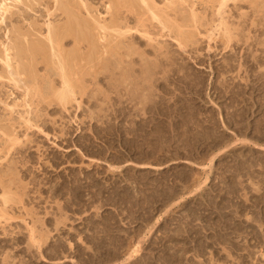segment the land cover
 I'll return each instance as SVG.
<instances>
[{
    "label": "rangeland",
    "instance_id": "1",
    "mask_svg": "<svg viewBox=\"0 0 264 264\" xmlns=\"http://www.w3.org/2000/svg\"><path fill=\"white\" fill-rule=\"evenodd\" d=\"M65 1L0 0V264H264V0H125L124 34L71 0L99 28L62 40L75 96L46 39Z\"/></svg>",
    "mask_w": 264,
    "mask_h": 264
},
{
    "label": "bare ground",
    "instance_id": "2",
    "mask_svg": "<svg viewBox=\"0 0 264 264\" xmlns=\"http://www.w3.org/2000/svg\"><path fill=\"white\" fill-rule=\"evenodd\" d=\"M6 1V0H5ZM20 0H15V2H19ZM58 1V0H57ZM75 1V0H74ZM128 1V0H127ZM238 1V0H237ZM254 1V0H253ZM8 2V1H7ZM38 2H39V0H38ZM129 2V1H128ZM143 2H146V1H144L143 0ZM142 2V3H143ZM225 2H227V0H225ZM40 3V2H39ZM55 3H56V1H55ZM77 3H79V1L77 2ZM82 3H83V1H82ZM113 3H114V7L112 6L111 7V10H112V17L113 18H111V19H113V21H114V28H115V31L116 32H122L123 31V29H122V26H121V24H120V22H117L116 21V19L117 18H120L123 14H124V12H122L123 11V9L124 10H126V12H129V14H132V13H135V11H136V9H134L135 11H132V9H131V5L130 6H128L127 5V2L125 3V0H113ZM85 4V3H84ZM83 4V5H84ZM136 5V4H135ZM57 6V5H56ZM60 6V7H59ZM80 6H82V5H80L79 4V8H77V10H78V12L77 11H74L73 10V3H71V0L69 1V0H67V1H65L64 3H62V4H59L58 5V7H59V11H61L63 14H65L66 16H67V20H68V22L64 25V27H63V29H61V30H57L56 28H54V27H51V26H49V29H48V36H47V41H48V46H49V48H50V51H51V53H52V55H53V57H56V58H58L57 59V61H58V66H59V71L61 72V78H62V82H63V85H64V89L65 90H67L66 91V93L67 92H69L72 96H75V94L77 93H75L72 89H73V84L71 83L73 80L72 79H70L69 78V76L66 74V71L67 70H65V64H64V60L62 59V56L64 57V55H62V54H64V53H62L63 51H62V49H63V47H64V45H63V43H62V40H64L63 38L65 37V36H72L73 37V39H74V41H75V44L79 47V48H81V46H83V45H88L89 46V49H91L90 51H93V49H94V47L93 46H91L90 44H89V40L87 41L86 39H87V37L89 36V34H92L93 33V31H95V30H97V29H99L97 26H94V25H92V24H94V23H92L91 24V26H93V27H95V28H92V27H90V24H89V22H88V24H89V26H87L86 24H84V25H82L81 24V20L82 19H78V16L80 17V14H82L81 12H83V11H81V8L82 7H80ZM57 7V8H58ZM84 7H85V5H84ZM132 7H133V5H132ZM1 9V11H3V12H1V13H3V15H5L6 13L8 14L9 13V11L11 10V7L8 5V3H4V4H2V6L0 7ZM85 8H87L88 10H90V8H88L87 6L85 7ZM84 8V9H85ZM134 8H136V7H134ZM80 9V10H79ZM87 9H85V10H87ZM50 11V10H49ZM81 11V12H80ZM87 12V11H86ZM89 12V11H88ZM6 14V15H7ZM16 14V13H15ZM15 14H11V19L12 18H14V15ZM136 14V13H135ZM139 14V13H138ZM3 15H2V17H3ZM17 15V14H16ZM91 15V14H90ZM89 15V16H90ZM23 16V15H22ZM86 16V15H85ZM88 16V15H87ZM131 16V15H130ZM24 17H26V15H24ZM127 17V16H126ZM130 19V18H129ZM128 19V20H129ZM80 20V21H79ZM118 20V19H117ZM161 19H159V21H160ZM4 21H5V19H4ZM36 24V23H35ZM100 25V24H99ZM126 25V24H125ZM140 25V24H139ZM38 26V25H37ZM106 26V25H105ZM31 27H32V25H31ZM120 27V28H119ZM124 27V26H123ZM128 27V26H127ZM109 28V27H108ZM113 28V27H112ZM102 29V28H101ZM35 30V29H34ZM130 30V29H129ZM97 31H99V30H97ZM31 32V31H30ZM115 32V33H116ZM21 33V32H20ZM19 33V34H20ZM33 32H31V34H32ZM40 33V32H39ZM38 33V34H39ZM96 33V32H95ZM124 33H125V31H124ZM123 32H122V34H124ZM126 33H128V32H126ZM99 34V33H98ZM111 34V33H110ZM181 34H183V37L182 38H184V33L182 32V33H180V35ZM7 35V34H6ZM15 35V34H14ZM25 35V34H24ZM26 35H30L29 33L28 34H26ZM25 35V36H26ZM33 35V34H32ZM36 35V34H35ZM34 35V36H35ZM94 35V34H93ZM119 35H120V33H119ZM144 35V34H143ZM16 36H17V34H16ZM125 36V35H124ZM6 37V36H5ZM19 37V36H18ZM18 37H15V38H17L18 40H16L17 41V43L16 44H11L10 45V48H8L9 47V45H8V47L6 48V50H5V48H4V53H5V59H3L4 60V62H5V65L8 67V70H9V68H10V71H11V68H12V66H11V63H10V61H11V57H10V54H11V51H12V49L13 50H15V53L14 54H12V55H14V58H16L17 57V59H19V60H16V62L18 63L16 66H17V72L14 74V72H9V73H11L12 74V77L13 76H16V75H19V77H22L23 76V78H24V76H26V74L28 75V77L31 79V82H33V83H36V81L38 80V78L37 77H35V75L36 74H34V72H36L37 70H38V64H39V61H38V58H40V47H39V43H40V40H39V38L37 39V36L36 37H34V39L36 38V40H34L33 42H31L32 41V39H33V37L31 38L30 37V41H26V43L28 42H31V43H29V46H27V44L25 45L24 44V41H23V39L21 38V37H19V38H21L22 40H19V38ZM66 37V38H67ZM72 37H70V38H72ZM100 37V36H99ZM113 37V36H112ZM118 37V36H117ZM126 37V36H125ZM131 37H132V35H131ZM180 37V36H179ZM179 37H178V39H179ZM25 38H27V37H25ZM91 38V37H90ZM135 38V37H134ZM132 39H133V37H132ZM29 40V39H28ZM68 40V39H67ZM130 40V39H129ZM18 41H21L20 43V45H18L19 44V42ZM108 41V40H107ZM179 41H180V39H179ZM15 42V41H14ZM93 42V41H92ZM132 42V41H131ZM95 43V42H94ZM96 44V43H95ZM13 45V48L11 47ZM92 45H94L93 43H92ZM152 45V44H151ZM41 46V45H40ZM179 46V45H178ZM6 47V46H5ZM26 47V49H27V52L29 53V55L27 54H25L24 55V53H25V51H24V53H22V49L24 50V48ZM86 47V46H85ZM106 47V46H105ZM116 47V46H115ZM111 48V47H110ZM118 48V47H117ZM184 48V47H183ZM186 48V47H185ZM184 48V49H185ZM112 49H113V47H112ZM116 49V48H115ZM41 50H42V48H41ZM81 50V49H80ZM46 51V50H45ZM79 52V51H78ZM83 52V51H82ZM107 52H108V50H107ZM15 54H17L16 56H15ZM97 54V53H96ZM105 54V53H104ZM95 55V54H94ZM39 56V57H38ZM68 56V55H67ZM82 57V56H81ZM99 57V56H98ZM2 58V57H1ZM65 58V57H64ZM70 59H71V57H70ZM132 59V58H131ZM1 61V60H0ZM78 62V61H77ZM73 63V62H72ZM76 63V62H75ZM40 65H41V63H40ZM57 65V64H56ZM81 65V64H80ZM73 67V66H72ZM84 67V66H83ZM75 68V67H74ZM14 69V68H13ZM30 69H31V71H30ZM68 69H70L69 67H68ZM57 70V69H56ZM69 71V70H68ZM99 71V70H98ZM100 72V71H99ZM6 73V72H5ZM98 74V73H97ZM100 74V73H99ZM98 74V75H99ZM59 75V74H58ZM76 75H77V73H75V74H73V75H71L72 77H76ZM79 75V74H78ZM36 76H38V75H36ZM92 76H93V74H92ZM78 77V76H77ZM82 77V76H81ZM22 78V79H23ZM97 78V77H96ZM21 79V80H22ZM29 79V80H30ZM75 80H76V78H74ZM148 79V78H147ZM13 80H15L16 81V78H14L13 77ZM40 80V79H39ZM38 80V81H39ZM72 80V81H71ZM80 80V79H79ZM99 80V79H98ZM125 80V79H124ZM149 80V79H148ZM150 80H152V79H150ZM149 80V81H150ZM10 81V80H9ZM20 81V80H19ZM96 81V80H95ZM87 82V81H86ZM129 82V81H128ZM148 82V81H147ZM97 84H98V82H96ZM131 83V82H130ZM72 84V85H71ZM125 84V83H124ZM35 86V85H34ZM98 86V85H97ZM129 86H131V85H129ZM80 87V86H79ZM36 88V87H35ZM63 88V87H62ZM128 88V87H127ZM127 88H126V92H127ZM75 89V88H74ZM140 90V89H139ZM76 91V90H75ZM61 92V91H60ZM97 92V91H96ZM129 92V91H128ZM142 92H143V90H142ZM145 92V91H144ZM64 93L66 96H67V94L69 95V93ZM79 93V92H78ZM81 93V92H80ZM40 94V93H39ZM43 95V94H42ZM62 95V94H61ZM65 95H62L61 97H60V99L63 97V96H65ZM82 96H84L83 95V93L81 94ZM121 95V94H120ZM132 95H133V93H132ZM143 95V94H142ZM49 96V95H48ZM147 96V95H146ZM146 96H144V97H146ZM95 97V96H94ZM67 98H68V96H67ZM66 98V99H67ZM147 98V97H146ZM64 100V99H63ZM63 100H61V101H63ZM52 101V100H51ZM67 102V101H66ZM130 104L132 105L131 106V108L133 107V109L135 110V108H136V100H134L133 98L130 100ZM51 103V102H50ZM65 103V102H64ZM125 103H127V102H125ZM134 103V104H133ZM145 103V102H144ZM143 103V104H144ZM67 104V103H66ZM129 104V105H130ZM145 105V104H144ZM129 107V106H128ZM175 107V106H174ZM125 108V107H124ZM141 109V108H140ZM137 111L139 112V110L138 109H136V113H137ZM129 113V112H128ZM132 116V115H131ZM180 117V116H179ZM128 124V123H127ZM170 125V124H169ZM137 138V137H136ZM15 141V140H14ZM150 142V141H149ZM13 148V147H12ZM211 165H212V163H211ZM144 167V166H143ZM142 167V168H143ZM148 167V166H147ZM151 166H149V168H150ZM151 168H153V167H151ZM156 169H158V168H156ZM161 169H163V168H161ZM126 181V180H125ZM158 184V183H157ZM8 196V195H7ZM7 198V197H6ZM5 198V200H7ZM6 203V202H5ZM56 221V220H55ZM33 238V237H32ZM39 238V237H38ZM33 240H35V239H33ZM36 241V240H35ZM41 243V242H40ZM41 245H43V244H41ZM138 249V248H137ZM137 249H135L134 251H133V253H132V255H133V257H135V256H137V255H135L134 256V254H139V253H137L138 252V250ZM124 252V251H123Z\"/></svg>",
    "mask_w": 264,
    "mask_h": 264
}]
</instances>
